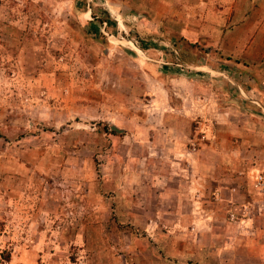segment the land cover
I'll return each instance as SVG.
<instances>
[{"label":"rangeland","instance_id":"374dc122","mask_svg":"<svg viewBox=\"0 0 264 264\" xmlns=\"http://www.w3.org/2000/svg\"><path fill=\"white\" fill-rule=\"evenodd\" d=\"M204 1L0 0V264L199 263L163 185L264 172V26Z\"/></svg>","mask_w":264,"mask_h":264},{"label":"crops","instance_id":"0c3cea01","mask_svg":"<svg viewBox=\"0 0 264 264\" xmlns=\"http://www.w3.org/2000/svg\"><path fill=\"white\" fill-rule=\"evenodd\" d=\"M202 1L199 10L204 13L208 4ZM211 2L215 4L211 8L218 10L212 16L216 20L212 24L232 26L226 37L234 44L246 45L252 40L250 27L264 26V0ZM236 26L246 29L235 34ZM185 148H173L172 154L183 157ZM199 160L200 157L191 162L190 173L183 174L187 179L163 185L160 194L164 204L166 197L176 190L179 205L172 213H176L183 258L192 253L198 264H264V194H252L253 182L244 178H225L218 172L216 162L210 163L208 172L205 171ZM172 185L176 189L171 190ZM232 212L236 213L234 219L230 217Z\"/></svg>","mask_w":264,"mask_h":264},{"label":"built area","instance_id":"2783aa9c","mask_svg":"<svg viewBox=\"0 0 264 264\" xmlns=\"http://www.w3.org/2000/svg\"><path fill=\"white\" fill-rule=\"evenodd\" d=\"M253 188L259 192V193H263L264 192V172L260 171L258 173H256L254 176H253ZM230 217L232 219L236 218V213L235 212H232L230 214Z\"/></svg>","mask_w":264,"mask_h":264}]
</instances>
